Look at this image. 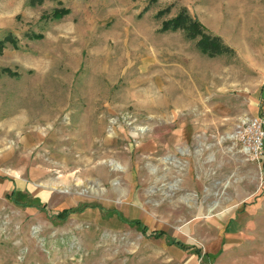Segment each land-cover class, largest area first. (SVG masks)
Returning <instances> with one entry per match:
<instances>
[{"label":"rangeland","instance_id":"obj_1","mask_svg":"<svg viewBox=\"0 0 264 264\" xmlns=\"http://www.w3.org/2000/svg\"><path fill=\"white\" fill-rule=\"evenodd\" d=\"M181 8L233 54L161 31ZM26 99L49 117L18 125ZM263 112L264 0H0V264H264V155L237 138Z\"/></svg>","mask_w":264,"mask_h":264},{"label":"trees","instance_id":"obj_2","mask_svg":"<svg viewBox=\"0 0 264 264\" xmlns=\"http://www.w3.org/2000/svg\"><path fill=\"white\" fill-rule=\"evenodd\" d=\"M43 0H30L31 3H40ZM67 10H62L61 12L56 11L54 13L55 17H60ZM161 31H177L182 30L187 39L196 40L197 49L208 56H217L222 54H233L234 50L229 45L225 44L221 37L218 35H212L205 31L203 25L198 21V19L192 16L186 8H181L180 11L172 18L165 20L162 23ZM5 40H10L9 34L5 36ZM12 40V39H11ZM3 41V40H2ZM264 168V157L261 159ZM15 190H11L10 195H14ZM20 202V201H19ZM34 207L40 209H46L45 203L33 204ZM86 205L77 206L75 208H68L62 211L55 212L53 215L55 218L64 220L71 213L82 211ZM112 213H116L122 221L128 222L129 224L136 225L141 232L148 236H161L164 235L163 231L157 232L156 230L148 233V228L146 225L142 224L138 219L126 220L116 210H112ZM169 244H174L182 249L193 248L192 246L184 245L180 240L172 237H167Z\"/></svg>","mask_w":264,"mask_h":264},{"label":"bare ground","instance_id":"obj_3","mask_svg":"<svg viewBox=\"0 0 264 264\" xmlns=\"http://www.w3.org/2000/svg\"><path fill=\"white\" fill-rule=\"evenodd\" d=\"M109 53L108 52H106L105 54H104V56H106V57H109V55H108ZM101 55V54H100ZM99 55V56H100ZM118 60H120L119 62H116V63H114L113 65H115V66H117V69H118V67H120L121 66V63L123 62V57L122 58H120V59H117V61ZM108 62V61H107ZM107 65V64H106ZM102 66V65H101ZM105 66V65H104ZM110 67V66H109ZM112 67V66H111ZM110 67V68H111ZM98 69H101V67L99 68V67H97ZM108 68V65L107 66H105V67H103L102 66V69L103 70H105V69H107ZM115 69V68H114ZM96 70V69H95ZM112 70V69H111ZM120 70V69H119ZM100 73V72H99ZM45 74V73H44ZM94 74V73H93ZM97 74V73H96ZM105 74H106V72H105ZM46 75V74H45ZM48 76V75H47ZM91 76V75H90ZM125 76V75H124ZM49 77V76H48ZM140 77V76H139ZM139 77H138V79H139ZM144 78V77H143ZM141 79V80H138V82H140V83H142V82H147L146 80H148V78L147 79ZM87 84V83H86ZM93 84V83H92ZM148 85H149V83H148ZM150 85H152V84H150ZM35 86V85H34ZM37 87V86H36ZM82 88V87H81ZM97 88V86H95V84H93L91 87H90V89H91V92H92V95H94V90ZM32 89H34V88H32ZM44 90L46 93H45V95H46V97H50V98H52V100H54V101H58L59 103H57V107L56 108H54V109H57V108H59V106H61L62 105V103H63V101L62 100H60V98H59V96L58 95H56V94H54L53 96L51 95V92H49V89H48V84H46V82L44 81V82H41L40 84H39V86L37 87V89L36 90ZM136 89V88H135ZM139 89V88H138ZM90 91V90H89ZM138 92H141V90H137ZM37 92V91H36ZM91 92H90V94H91ZM96 92V91H95ZM153 92H155V91H153L152 89H150V88H146V90H145V93L146 94H152ZM85 93V92H84ZM37 94V93H36ZM86 94V93H85ZM34 95V94H33ZM88 95V94H87ZM38 96V95H37ZM89 96V95H88ZM37 98H39V97H37ZM67 98V97H66ZM45 101V100H44ZM26 102L28 103V105H29V107L26 109V110H23L22 112H20V116H24L25 115V119H23V118H20L19 119V121H17L18 122V125H25V124H28V122H29V120L30 119H37V121L39 122V124H40V122L41 121H43V120H46L48 117H49V111H50V109L48 110L47 109V107H44V105H40L38 102H37V104H35V102L33 103V101L31 102V100H29V99H26ZM46 102V101H45ZM90 103H92V102H90ZM69 107V106H68ZM67 107V108H68ZM93 107V106H92ZM20 108V107H19ZM61 108V107H60ZM59 108V109H60ZM53 109V110H54ZM61 110V109H60ZM92 110V109H91ZM65 111V110H64ZM62 112V111H61ZM91 112V111H90ZM18 114H19V112H18ZM91 115V114H90ZM18 116V115H17ZM55 116L57 117L58 115H56L55 114ZM88 116V115H87ZM88 118V117H87ZM22 119V120H21ZM52 119H54V118H52ZM56 119V118H55ZM82 119V118H81ZM84 120H86L85 118H84ZM36 121V122H37ZM50 121V120H49ZM49 121H48V123H49ZM16 122V121H15ZM46 122V121H45ZM80 122V121H79ZM52 123V122H51ZM46 124V123H45ZM56 125V124H55ZM26 126V125H25ZM46 126V125H45ZM80 126V125H79ZM41 127V126H40ZM19 129H21V128H19ZM30 129V128H29ZM61 133V132H60ZM56 136V135H55ZM60 136H61V134H60ZM97 137V136H96ZM52 139V138H51ZM65 140V139H64ZM68 140V139H67ZM57 141V140H56ZM58 142V141H57ZM64 142V141H63ZM71 142V141H70ZM58 143H61L60 141L58 142ZM67 143V142H66ZM63 144V143H62ZM74 146V145H73ZM82 147H84V146H80V148H82ZM72 148V147H71ZM76 148V147H75ZM70 150V152H71V149H69ZM82 150H83V148H82ZM78 152V151H77ZM88 153V152H87ZM70 154H72V153H70ZM93 157V156H92Z\"/></svg>","mask_w":264,"mask_h":264},{"label":"built area","instance_id":"obj_4","mask_svg":"<svg viewBox=\"0 0 264 264\" xmlns=\"http://www.w3.org/2000/svg\"><path fill=\"white\" fill-rule=\"evenodd\" d=\"M237 138L255 158L264 155V112L242 122Z\"/></svg>","mask_w":264,"mask_h":264}]
</instances>
